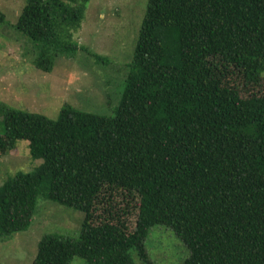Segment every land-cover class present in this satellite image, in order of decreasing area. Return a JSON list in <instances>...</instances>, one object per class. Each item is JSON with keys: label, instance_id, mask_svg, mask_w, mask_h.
<instances>
[{"label": "trees", "instance_id": "16d2710c", "mask_svg": "<svg viewBox=\"0 0 264 264\" xmlns=\"http://www.w3.org/2000/svg\"><path fill=\"white\" fill-rule=\"evenodd\" d=\"M89 1L26 0L14 28L37 69L89 52L74 39ZM127 69L113 116L0 102V154L28 140L42 159L0 187V236L27 230L43 195L85 218L77 239L44 236L33 264H153V226L186 244L182 264H264V0H148ZM118 191L138 206L131 231L95 223Z\"/></svg>", "mask_w": 264, "mask_h": 264}, {"label": "rangeland", "instance_id": "374dc122", "mask_svg": "<svg viewBox=\"0 0 264 264\" xmlns=\"http://www.w3.org/2000/svg\"><path fill=\"white\" fill-rule=\"evenodd\" d=\"M147 1L90 0L81 28L74 33L76 42L89 52L80 50L73 57H57L53 70L45 73L34 64L35 44L14 28L26 0H0V12L5 20L0 23V102L53 120L59 117L65 104L84 112L113 116L121 99ZM248 94L249 91L244 95ZM0 134H3L1 124ZM41 164L42 159L30 156L29 141L18 140L14 150L0 154V187L16 173L31 172ZM138 211L135 200L118 191L110 202L97 204L95 223L120 220L131 231ZM84 218L82 211L39 195L30 227L0 236V264H33L38 243L44 236L77 239ZM145 244L153 264H182L190 255L186 244L165 226L151 227ZM132 256L135 264H145L135 251ZM71 264L87 262L75 257Z\"/></svg>", "mask_w": 264, "mask_h": 264}]
</instances>
